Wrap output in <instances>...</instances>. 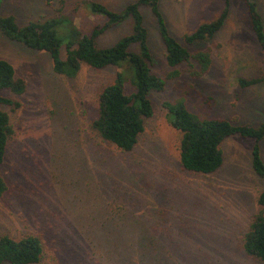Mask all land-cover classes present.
<instances>
[{
	"label": "rangeland",
	"instance_id": "rangeland-1",
	"mask_svg": "<svg viewBox=\"0 0 264 264\" xmlns=\"http://www.w3.org/2000/svg\"><path fill=\"white\" fill-rule=\"evenodd\" d=\"M88 1L67 0L62 7L60 0H4L0 14H13L25 25L63 12L89 32L106 18L92 14ZM96 1L120 10L136 0ZM257 2L264 19V0ZM223 6L224 0L160 2L179 40L216 18ZM141 11L153 69L166 87L150 92L155 112L131 151L105 141L92 127L99 94L115 80L118 67L83 64L76 77H66L54 71L48 52L12 41L0 30V57L10 61L27 84L19 95L2 92L19 106L0 104L14 129L1 166L8 187L0 197V234L39 235L44 264H127L119 248H126L127 237L134 240L131 228L151 223L163 238L160 253L164 251L172 264H264L246 254L242 245L261 209L257 198L264 190V177L252 166L253 140L228 138L223 143L224 163L214 173L188 171L179 158L180 132L164 106L187 99L201 117L237 118L254 125L264 120V53L246 6L232 0L224 27L211 39L189 46L191 51L211 50L212 65L203 76L193 75L186 64L179 66L178 75H171L157 21L150 7L143 5ZM132 25L128 17L102 34L98 45L112 46L132 31ZM62 54L66 56L64 46ZM238 77L263 80L242 88ZM261 144L264 158V140ZM131 256L141 264L138 253Z\"/></svg>",
	"mask_w": 264,
	"mask_h": 264
},
{
	"label": "trees",
	"instance_id": "trees-1",
	"mask_svg": "<svg viewBox=\"0 0 264 264\" xmlns=\"http://www.w3.org/2000/svg\"><path fill=\"white\" fill-rule=\"evenodd\" d=\"M246 6L252 31L264 53V19L257 0H242ZM67 0H60L62 7ZM161 0H136L117 10L108 4L91 0L87 8L92 14H101L106 20L97 23L89 32L83 31L72 19L61 12L58 16L44 21H30L20 25L13 14H0V30L8 39L23 43L30 48L50 54L54 71L66 77H76L82 65L96 69L118 67L115 80L108 84L98 97V115L92 127L105 141L122 151H131L144 133L147 120L153 116L155 107L150 97L151 91H163L166 81L154 72L153 52L149 44V31L145 24L141 6L150 7L157 21L159 35L166 48V61L172 67V76L179 74V66L186 64L195 76H203L212 65L210 49L191 51L189 46L214 37L225 25L230 13L232 0H224L219 15L201 23L194 31L183 35L179 40L174 36L160 8ZM4 0H0V10ZM66 17L65 20L62 18ZM133 20L132 31L122 36L112 46H99L98 38L110 28ZM65 47L66 56L62 49ZM263 78L238 77L242 88L251 87ZM26 80L16 76L14 65L0 57V104L19 106L13 98L2 94L9 90L14 94L26 91ZM199 95V94H198ZM202 98L201 94L199 95ZM205 98V97H204ZM203 98V99H204ZM207 98H210L209 96ZM188 100L176 99L165 102L171 125L180 132L179 158L184 169L210 174L218 171L224 163L223 143L232 136L252 139V166L255 172L264 177V120L258 125L239 122L237 118L201 117L196 115ZM14 129L10 114L0 107V197L7 191V182L1 173L8 146ZM261 209L255 214L243 236V249L246 254L264 263V190L257 198ZM131 228L134 240L126 241L124 253L127 264H139L131 254L138 253L141 264H172L159 250L162 242L159 227L151 223L140 229ZM129 235V231L127 232ZM126 244V243H124ZM163 244V243H162ZM44 243L37 234H26L15 238L8 233L0 234V264H44ZM166 263H164V261Z\"/></svg>",
	"mask_w": 264,
	"mask_h": 264
}]
</instances>
